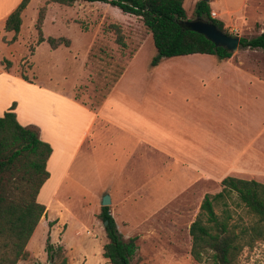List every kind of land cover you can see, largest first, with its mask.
<instances>
[{"label":"rangeland","instance_id":"obj_1","mask_svg":"<svg viewBox=\"0 0 264 264\" xmlns=\"http://www.w3.org/2000/svg\"><path fill=\"white\" fill-rule=\"evenodd\" d=\"M196 1H182L188 20L196 18L194 14ZM238 4L239 2L236 0H212L209 5L217 12H224ZM41 6H44L45 11L46 9L48 11V18L42 30L43 36H66L72 40V49L75 50H82L84 44V47L87 46L88 48L86 45L88 36L86 34L90 36L91 48H88L89 50L86 48L83 57L73 53L71 56L74 60H72L61 48L50 49L45 42L35 44L36 34L32 20L35 19L37 10ZM48 19L52 20L53 23L51 24ZM112 24L119 27L124 42L123 47L114 41L115 35L110 27ZM223 29L229 35L246 38L254 36L258 32V28ZM140 45H142L141 48L130 62L111 98V120L130 126L133 133H135V120L120 109L119 103H129L132 109H136V102H139L140 97L151 95L153 84V89L156 96L159 97L160 105H162L167 97L166 84L161 87L158 83V76H165L166 62L170 58L163 57L162 66L157 72L152 73L153 75L148 74L150 70L146 71V74L150 76L145 74L144 65L155 54V48L148 30L145 29L140 18L123 13L116 7L98 1H75L66 6L49 0H30L22 13V23L17 42L8 50L9 52L7 51V54L3 48H0L1 56L11 61L8 77H3V80H0V106L8 98L18 100L16 111L18 119L23 122L34 111L37 118H42H40L41 121L53 135V138L68 132L67 129H69L71 122L76 124L75 134L78 132L80 135L83 125L86 123V113L76 107H70L66 103L57 102L55 113L42 114L39 112L42 105L47 106L48 102H54L53 97L46 96L44 93L42 95L40 88H28L17 79V71L21 74L25 70V66H30V62L35 71L36 82L41 84L47 82L48 86H52V88L56 86L57 82L56 89L62 88L63 92L68 94L72 89L74 97L91 108L100 101L104 92L114 83L124 68L126 60ZM33 47L35 51L30 55L28 51H33ZM237 51L238 56L254 60L256 72L264 74V50H252L238 46ZM25 59H28L29 62ZM0 64L3 65L4 60L0 61ZM48 77L51 80H48ZM71 82L72 85H70ZM26 98H34V108L29 110L27 102L24 100ZM109 107L110 102L107 105L108 111ZM56 114L59 122L56 121ZM158 120L164 121L161 110L158 114ZM26 124L24 126H30ZM108 137H110V133H108ZM128 138L129 136L122 137L126 143L120 142L111 148V152L105 155L107 161L105 160L104 165L100 164V168L97 170L94 162L90 163V159L93 157L87 149V141L72 160H70V152L62 156L60 166L66 165L67 162L68 165L58 194L56 198L51 200L47 210L40 218L42 223L35 230L28 245L27 250L30 254L18 264H48L49 261L52 264L53 259H49L44 249L47 236L53 247L61 246L62 254L68 264H109L100 252L106 238L102 222L98 218L99 209L92 208L96 205V192L102 189L112 192L114 187L118 186L116 184L123 185L121 184L123 178L119 177L121 172L131 176L129 173L130 166L134 164L133 167L136 168L135 161L131 158L127 159L126 148L130 149L132 148L131 145L134 144ZM68 146L69 144H67ZM133 148V153L139 152L138 146ZM99 149L101 150V147ZM145 159V156H140L138 161L142 163ZM147 160L152 169L159 164L152 154L148 155ZM60 171V168L54 170L55 178L60 175ZM143 174L142 171L138 174L136 172L134 176L138 175L137 179L133 177L127 181L130 184L140 182L144 177ZM206 188L214 191L219 189L216 185L211 187L210 184ZM174 189L176 190L177 187L160 188V191L155 189L152 197L145 199L144 196L135 204L134 209L126 208L124 210L125 216H129L130 223L134 225L143 215L159 205ZM198 196L200 195L194 194L192 190L190 193L181 194L164 205L152 218L145 222L141 226V232L138 231L137 233L139 236L135 241L136 251L130 264H211L206 255L200 261H195L189 254L190 237L186 228L196 209ZM42 198H44L43 194L38 195L36 197L37 202L41 203ZM226 202L230 214L229 222L236 226L234 230L236 233H239L242 227H246L248 223L255 220L252 214L235 204L233 195ZM58 203H65L69 208L68 213ZM213 209L218 217L222 215V206L219 202L214 205ZM63 211L66 213H63L61 218ZM49 221L53 222L51 226H48ZM119 229L121 232L124 231V227L120 226ZM240 235L241 237L245 236L244 233ZM243 239L245 240L246 236ZM235 261V264H264V239H255L250 246L244 245L237 253Z\"/></svg>","mask_w":264,"mask_h":264},{"label":"crops","instance_id":"obj_2","mask_svg":"<svg viewBox=\"0 0 264 264\" xmlns=\"http://www.w3.org/2000/svg\"><path fill=\"white\" fill-rule=\"evenodd\" d=\"M19 1L0 0V48H3L6 54L18 40L22 13L30 0L27 1L19 14L20 25L15 39L12 42H4L9 41L12 37L11 31L3 29L4 20ZM211 1L207 0L209 9L214 11V17L212 18L219 20L223 28L228 30L258 28L255 35L264 31V0H236L239 4L224 12H217L210 8ZM47 18L48 11L46 9L40 25L41 33ZM49 21L51 24L53 23L52 20ZM32 22H35V19ZM86 35L88 36L86 45L90 49L92 42H89L90 36ZM62 37L68 39V45L60 44L54 50L57 48L63 49L72 60H74L71 56L73 53L83 57L87 48V46L84 47L85 44L82 46V50H75L72 49V40L66 36ZM43 42L45 41L40 43ZM142 45L138 46L131 57L126 60L124 68H122L114 83L104 92L100 101L91 108L75 98L72 89L68 94L63 92L62 88L56 89L57 82L53 88L48 86L47 82L46 84L36 82L34 68L29 60L25 59L28 60L30 65L29 67L25 66V70L21 72L25 79L20 76L19 71L16 73L17 79L28 88H40L42 95L44 93L54 99V102H48L47 106L42 105L39 112L48 115L55 113L57 102H63L70 107H76L84 111L86 113V123H84L80 135L78 132L75 134L76 124L71 122L69 129H67L68 132L53 138V135L41 121L42 118H37L34 111L23 122L18 119L16 112L18 100L8 98L0 106L1 115L8 110L11 102H14L15 105L12 111L16 121L22 126L27 123L26 125L36 127L38 138L50 146V154L45 161V170L48 176L42 182L36 195L37 197L43 194L44 198H42L41 204L44 206V212L51 200L56 198L64 179L68 162L66 165L60 166L63 155L70 152V160H72L87 141V149L93 157L90 159V163L93 161L97 170L100 168V164L104 165L105 155L111 152V148L120 142L122 144L126 143L122 140V137L129 136L130 141H133L134 144L131 145L132 148H126V155H128L127 159L131 158L135 161L136 168L133 167L134 164L130 166L129 173L131 176H128V173L124 175L121 172L119 177L123 178L122 186L116 184L118 186H115L112 192L105 189L96 192V205L92 209H99L100 212V207L103 206L100 203L101 197L104 194L108 195L109 203L105 206H107L108 214L111 216L117 232L123 239L134 237V242L138 239V231L141 232L142 230L141 226L164 205L181 194L190 193L192 190L194 194L200 195L196 199V209L187 224L186 230L188 232V227L199 210V204L203 196L218 192L222 178L230 176L240 179H252L264 185V74L256 72L255 61L238 56L237 49L229 57L221 59L205 53L170 57L167 62L165 61V76H158L160 86L164 87L166 84L167 97L162 105H160L159 97L156 96L153 84L151 95L140 97L139 102H136V109H132L129 103H119L121 105L120 109L135 120V133H133L130 126L111 120V98L130 62L135 58ZM88 48L87 50H89ZM34 51L35 48L33 47V51L28 52L31 55ZM1 55L0 61L5 59L10 61V59ZM162 58L154 66L149 64V60L144 65L146 68L145 74L147 70H150L148 74L157 72L162 66ZM3 66L4 64H0V80H3V77H8L11 61L8 68L5 69ZM148 74L146 75L150 76ZM48 80H51V78L48 77ZM70 85H72V82ZM24 100L27 102L29 110L34 108V98ZM109 102L108 111L107 105ZM160 110L164 116L162 122L158 120ZM56 121L59 122L57 114ZM108 133H110V137H108ZM67 144H69L68 147ZM137 146L139 152L133 153V147ZM149 154L154 155L159 162L154 169L148 165L147 157ZM140 156L146 157L142 163L138 161ZM58 168L61 169V173L55 178L54 170ZM141 171L144 173V177L140 182L130 184L127 181L129 178H136L138 175L134 176L135 173L138 174ZM52 179L55 180L51 181ZM209 184L211 187L216 185L219 189L214 191L206 188ZM166 187H177V189L169 193L159 205L143 215L134 225L130 223V217L125 216L124 210L126 208L134 209L135 204L144 196L145 199L152 197L155 189L160 191V188ZM60 206L68 213L69 208L65 203ZM64 211L61 212V218L62 214L66 213ZM40 218L26 242L25 249L27 252H29L27 250L28 245L35 230L42 223ZM120 226L124 227L123 232L119 229ZM147 235L149 234L147 233ZM27 254L29 255L30 252ZM20 261L17 260L16 264Z\"/></svg>","mask_w":264,"mask_h":264},{"label":"trees","instance_id":"obj_3","mask_svg":"<svg viewBox=\"0 0 264 264\" xmlns=\"http://www.w3.org/2000/svg\"><path fill=\"white\" fill-rule=\"evenodd\" d=\"M28 0H20L4 20L3 29L11 31L12 42L19 30L20 12ZM69 6L75 1L103 2L116 7L123 13L138 16L148 30L155 54L150 59L154 66L161 57H172L192 53L211 54L227 58L232 51L215 46L203 35L185 27L183 0H49ZM45 7L37 10L34 29L36 44L45 41L51 49L63 44L68 45L67 38L58 36L43 37L40 25ZM195 17L210 22L224 32L222 23L209 16L206 0H197L194 4ZM115 35L114 41L123 46L122 35L117 25H110ZM227 33V32H225ZM240 47L264 50V31L250 38L240 37ZM10 61L4 60V68ZM23 79L25 77L20 75ZM11 102L8 110L0 115V264H15L17 260L27 257L25 245L44 206L36 201V195L42 182L47 178L45 161L50 154L48 143L41 141L34 126H22L16 119ZM220 190L214 194H205L199 204V210L188 227L190 235L189 254L195 261L206 255L211 264H235L236 255L244 245L250 246L255 239H264V185L252 179H240L226 176L220 180ZM235 197V204L252 214L255 220L242 227L239 233L235 225L229 222L230 214L226 200ZM222 206L218 217L213 207ZM98 218L103 225L106 241L101 246V255L109 264H130L135 252L134 237L123 239L117 232L107 206H101ZM53 222L49 221L48 226ZM244 233L246 239L241 237ZM45 238V252L52 264H68L62 254L61 246L53 247Z\"/></svg>","mask_w":264,"mask_h":264},{"label":"water","instance_id":"obj_4","mask_svg":"<svg viewBox=\"0 0 264 264\" xmlns=\"http://www.w3.org/2000/svg\"><path fill=\"white\" fill-rule=\"evenodd\" d=\"M207 1V0H206ZM185 27L203 35L206 39L211 41L215 46L224 47L228 51H234L239 46L238 37L236 35H229L210 22L195 18L192 20H186L184 22ZM101 205L105 206L109 203L108 195L104 194L101 197ZM105 224V221L102 225ZM51 264V261L48 262Z\"/></svg>","mask_w":264,"mask_h":264},{"label":"built area","instance_id":"obj_5","mask_svg":"<svg viewBox=\"0 0 264 264\" xmlns=\"http://www.w3.org/2000/svg\"><path fill=\"white\" fill-rule=\"evenodd\" d=\"M209 16H210V17H214V11L210 10V11H209Z\"/></svg>","mask_w":264,"mask_h":264}]
</instances>
